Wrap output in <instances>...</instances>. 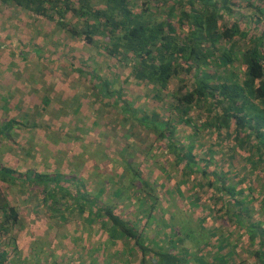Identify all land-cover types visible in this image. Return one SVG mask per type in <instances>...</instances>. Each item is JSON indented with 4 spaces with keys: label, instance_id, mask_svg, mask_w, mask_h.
Masks as SVG:
<instances>
[{
    "label": "trees",
    "instance_id": "trees-1",
    "mask_svg": "<svg viewBox=\"0 0 264 264\" xmlns=\"http://www.w3.org/2000/svg\"><path fill=\"white\" fill-rule=\"evenodd\" d=\"M0 7L4 14L8 11L15 20H23V25L16 21L9 23L10 20L6 23L16 30L22 29L26 39L33 38L34 48L41 49L34 38L39 32L44 36L40 41L46 45L51 41L56 46L60 59L70 61L74 57L79 60V64L70 65V71L66 72L53 66L44 68L39 56L36 61H31V75L28 76L54 79L64 76V81L75 87L80 80L85 83L82 75H88L91 87H82L83 92L89 91L92 100L97 96L117 112L110 123L118 125L116 120L119 118L126 134L135 130V126L151 131L153 138L159 141L158 145L171 152L180 172L196 178L198 195L191 194L190 201L201 205L209 201L213 207L212 220H221L210 227L198 224L199 229L205 231V238L191 255L180 245L186 231H181L179 227L183 226H177L169 211L161 214L170 234L164 237L165 245L160 244L164 239H157V235H152L151 240L145 227L154 220H161L153 215L154 210L158 213V198L147 180L138 176L131 163L126 162L124 167L132 170L139 183L136 203L132 204L138 211L137 216L129 220L122 217L116 212V205L109 201L105 206L96 204L94 213L103 220L106 234L100 240V246L106 243L113 248L91 251L93 264H190L185 254L193 260L198 259L197 264H264V189H254L250 177V174L258 175L264 182V0H0ZM75 42L77 54H66ZM63 45H66V51L61 49ZM6 59L10 61V58ZM6 59L4 62H8ZM92 63L102 68L104 74L109 73L112 79L96 74ZM83 65L86 69L82 70ZM71 71L77 76L73 77ZM116 76L120 82L114 86ZM19 78L17 76L18 81ZM9 87L4 94L11 93ZM92 88H97V93L93 94ZM2 89L3 86L0 93ZM125 91L127 94L136 92L135 96L149 93L145 97L146 104L155 103L159 108H153L149 113L143 108H130L129 103L120 98ZM22 95L21 99L15 97L14 108L16 113L21 112L19 121L23 125L28 123L27 129L35 126L34 121H39V117L49 119V115L39 111L43 108L41 96L36 103L35 96L29 99L25 92ZM12 106L5 102L0 110ZM100 109L99 115H102L103 104ZM91 112H88L90 117ZM200 117L203 121L198 123ZM106 123L102 120V129ZM177 123L191 133L208 127L215 136L213 145L201 143L202 147L198 149L201 154L196 156L192 153L196 152L191 139L194 134L187 139L179 137ZM13 124H18L13 117L5 120L0 126V135L7 137ZM218 150L221 153L216 161L212 153L217 157ZM206 152L210 154L204 157ZM97 154L99 152H91L90 156ZM236 158L244 161L242 169H248L244 170L245 175L236 173L234 165L237 164L233 163ZM19 174L0 166V183L8 181L11 186L18 178L28 182L52 178H44L34 171L21 177ZM118 180L119 186L113 188L111 194L117 202L122 189ZM22 186L23 189L25 186ZM45 187L47 185L40 190L44 194ZM73 191V185L65 186L64 192L72 194ZM2 194L0 264H35V258H41V250H33L31 257L34 260L26 261V257L21 256L23 253L14 235L21 227L22 218L16 206L9 204ZM104 195L111 196L108 192ZM202 216L206 218V215ZM45 217L52 216L46 214ZM223 218L227 224L222 223ZM218 228H224V231ZM233 233L237 236L231 239ZM64 235L70 234L66 231ZM98 238L96 233L88 245L91 241L98 245ZM68 242H56L55 248ZM101 257L104 262H99ZM59 263L62 264L60 259L54 262Z\"/></svg>",
    "mask_w": 264,
    "mask_h": 264
},
{
    "label": "rangeland",
    "instance_id": "rangeland-1",
    "mask_svg": "<svg viewBox=\"0 0 264 264\" xmlns=\"http://www.w3.org/2000/svg\"><path fill=\"white\" fill-rule=\"evenodd\" d=\"M2 14L4 18L1 16ZM10 15L8 11L4 14V11L0 10V87H4L1 90L3 92L0 93V106L5 102L7 105L10 103L13 105L9 109L0 110V126L5 120L12 117L18 124L12 125L13 132L8 130L7 137L5 134L0 135V166H6L14 170L15 173H20L19 177L28 175L31 171L44 175V178L52 177L49 181L45 179L42 181L29 180V182L18 178L13 181L16 184L11 186L8 185V181L0 183V193H3L2 195L9 204L16 206L17 212L22 218L21 227L15 231L14 235L16 239L18 238L19 247L23 253L21 256L26 257V261L34 260L31 257L33 250L36 252L41 250V258H35V264H54L59 259L62 264H93L90 261L91 251L93 253L94 251H108L110 244L107 246L104 243L100 246V240H103L106 234L102 227L103 220L94 213L97 209L96 204L105 206L109 201L116 205L114 206L116 212L128 220L134 219L138 212L137 209L132 208V204L134 206L136 203L139 183L132 175V170L124 167L126 162L131 163L138 176L147 180L146 183L153 188V194L158 198L156 202L158 213L154 210L153 215L154 218L161 220H154L146 225L145 233H148L149 238L152 235H157V239H164L169 231L162 219L164 216L161 214L164 215L169 211L177 226H183V228L179 227L181 231H186V236L183 237L180 244L182 248L188 249L190 255L192 251H197L198 246L205 238V231L199 229L198 224L210 227L214 223L219 224L221 220H212L210 215H212L213 207L209 201H206L205 204L202 203L203 205L194 202V200L190 201L189 196L197 194V190H199L194 182L196 178H193V175H185L180 172L175 161L172 160L171 152L167 151L166 147L158 145L159 141L153 138L151 131L148 132L135 126V130L126 134L125 126H121L119 118L116 120L118 125L110 123L115 120L117 112L111 110L106 101L101 102L97 96L94 97L95 100H92L89 91H86V94L83 92L82 87L90 86L88 85V75H82L85 83L80 80L75 87L72 86V83L65 82L64 76H60L58 79L50 76H28L31 75L30 68L33 64L31 61H36L39 56H41L40 63L44 68L48 69L53 66L55 69L58 68L61 71L64 69L66 72L70 71V65L79 64V60L74 57L70 61H65L64 58L60 59L61 57L58 55L60 52L56 51V46L51 41H47V45L40 41L44 36L39 32L34 38L41 49L34 48L36 42L33 41V38L26 39L22 29L16 30L6 23L10 20L9 23L16 21L23 25V20L20 18L15 20L14 15ZM76 45L77 42L70 45L68 49L66 45H63L61 49H65V51L67 49L66 54L68 52L77 54L74 49ZM6 58H10V61ZM5 59L8 62H4ZM7 63L10 65L7 66ZM96 65L92 63L96 74L103 75V69L99 66L97 68ZM83 69H86L84 65ZM41 71L42 69L39 68V72ZM71 72L73 77L77 76L76 72ZM108 75L109 73H105V78L112 79ZM17 76H20L19 81ZM115 79L114 86L120 82L118 76ZM17 81L18 83H16ZM7 82L16 84H7ZM9 85L11 86L9 89H12L11 93L4 94ZM79 86L83 90L78 88ZM22 92L28 94V98L35 96L36 103H38V97L41 96L40 104L43 108L42 111L40 109L39 111L41 114L49 115V119L39 117V121H34L35 126L27 129L28 123L23 125L19 121L21 112L16 113L14 108L16 106L15 97L21 99ZM95 92L97 93V88H92V93L95 94ZM126 92L122 93L120 98L129 103L130 108H143L145 113H149L153 108H159V105L155 103L146 104L145 97H148L149 93L144 96H135L136 92L132 94ZM9 96H12L13 99ZM41 98H44L45 101H42ZM102 104L105 111L99 115ZM88 112L92 113L91 117ZM112 114L113 116H111ZM103 115L107 117H103ZM102 120L107 122L103 129L101 127ZM200 121H203L202 117L198 123ZM176 125V133L179 137L184 136L187 139L194 134L191 139L196 152L192 153H196V156L201 154L198 152V149L202 147L201 143L207 144L209 147L213 145L215 136L213 132L210 133L208 127L199 128L195 133H191L186 127L180 126L178 123ZM91 152H99V154L90 156ZM217 152V157L212 153L216 161L220 157L221 151ZM209 154L204 153V157ZM89 161H91L90 166L87 165ZM234 161L233 163L237 164L234 165L237 174L243 175L244 170L248 171V169H242L244 161L241 162L237 158ZM107 168L109 169L107 170ZM84 170L87 172L83 173ZM10 175L13 177L14 173H10ZM250 177L254 189H264V182L258 175L250 174ZM118 179L122 183V189L120 200L117 202V198L111 194L114 191L113 188L119 186ZM69 184L74 186L72 194L64 192L65 186ZM22 185L25 186L23 189L20 187ZM43 185H47L45 194L40 191ZM59 187L62 189L60 190ZM105 192L111 196L104 195ZM46 214L52 217L46 218ZM202 215H206V218ZM227 217L225 215V218ZM225 218L222 223L227 224ZM218 229L224 231V228ZM66 231L70 235H64ZM96 233L99 236L98 245L91 241L89 246L90 239ZM232 236L231 239H234L237 235L233 233ZM60 238L61 240H57ZM60 241L69 242L66 245L62 244L60 248L58 245L55 248V243ZM165 243L166 239L160 241V244L165 245ZM61 248L63 249L60 250ZM190 255L185 254L184 257L190 264H197L198 259L193 260ZM101 258L100 261L98 258L99 262L104 260V257ZM205 258L208 256L206 255ZM107 260H111V258L107 257ZM22 262L24 263V260Z\"/></svg>",
    "mask_w": 264,
    "mask_h": 264
}]
</instances>
